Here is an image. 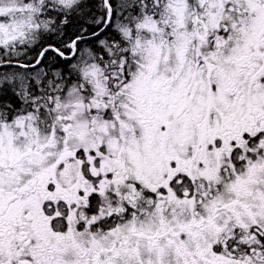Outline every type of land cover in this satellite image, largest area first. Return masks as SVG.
Segmentation results:
<instances>
[{
	"label": "snow or ice",
	"instance_id": "snow-or-ice-1",
	"mask_svg": "<svg viewBox=\"0 0 264 264\" xmlns=\"http://www.w3.org/2000/svg\"><path fill=\"white\" fill-rule=\"evenodd\" d=\"M0 264H264V0H0Z\"/></svg>",
	"mask_w": 264,
	"mask_h": 264
}]
</instances>
